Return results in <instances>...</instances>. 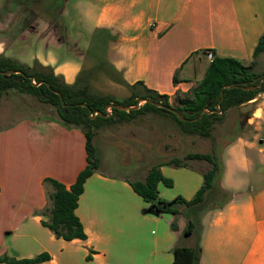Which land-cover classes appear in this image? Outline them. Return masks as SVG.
Masks as SVG:
<instances>
[{
	"label": "crops",
	"instance_id": "crops-1",
	"mask_svg": "<svg viewBox=\"0 0 264 264\" xmlns=\"http://www.w3.org/2000/svg\"><path fill=\"white\" fill-rule=\"evenodd\" d=\"M37 1L0 0V54L29 65L38 60L52 66L67 83L75 82L80 72L93 67L84 68L83 55L76 59L59 55L63 46L59 19L66 18L60 19L65 24L75 16L83 32L110 45L104 62L119 81L129 85L143 81L171 100L202 81L210 54L250 65L264 34V0H60L58 10L41 0L43 13L51 12L50 22L36 14L41 8L33 10ZM143 114L95 131L93 140L100 151L131 136H138L135 142L142 151L129 153L137 164L134 170L119 172L101 160L87 179L76 209L86 239L58 237L44 223L50 220L54 192L49 179L69 188L87 166L83 128L49 110L2 132L0 264L43 253L50 258L33 264H173L177 246L198 249L199 264H264V122H258L255 133L241 135L229 145L222 186L232 195L202 214L203 230L196 235L189 217L182 215L179 221V208L174 214L149 211L132 186L145 181L155 166L148 153L147 125L140 120ZM248 120L252 123L253 118ZM170 160L157 164L173 180V186L159 183V196L193 199L206 170L195 164L198 159L179 166ZM188 221V227L194 225L190 234Z\"/></svg>",
	"mask_w": 264,
	"mask_h": 264
},
{
	"label": "trees",
	"instance_id": "trees-1",
	"mask_svg": "<svg viewBox=\"0 0 264 264\" xmlns=\"http://www.w3.org/2000/svg\"><path fill=\"white\" fill-rule=\"evenodd\" d=\"M264 52V34L260 37L254 51V60L250 65L234 57H225L212 54L211 62L205 77L194 88L186 93L176 95L175 104H172L168 94H160L158 91L145 86L143 81L134 84H126L131 94L120 100L112 94H103L93 88L91 71L104 70L108 75L114 73L111 66L105 68L99 64L89 70L80 72L73 83H67L63 76L57 75L54 68L43 65L38 60L32 65L23 63L17 59L0 54V96L9 91L20 94L35 95L41 102L52 104L56 107L60 117L68 124H74L83 128L86 136L87 166L79 173L76 181L68 188L56 179H49L54 186L51 194L52 206L49 209L50 220L44 222L58 237L66 240L86 239L83 224L76 213L81 194L85 190L87 179L94 174L99 167L96 155L94 135L96 129L103 126L118 123L131 122L139 115L146 112L167 114L179 126L184 134L199 135L202 137L213 136V126L221 121L224 114L231 107H238L252 103L259 94L264 92V82L258 89H250L257 86L264 79V74L254 70L258 57ZM107 66V64H105ZM90 71L88 74L85 72ZM174 81H177L175 75ZM38 84V85H37ZM61 93V96L57 92ZM152 100L172 107L183 115L181 120L175 112L168 111L150 101L144 102L138 109L119 110L112 108L110 116L106 107L113 104L134 106L141 99ZM220 104V110L205 113L204 110L213 111ZM98 113V114H97ZM96 114L93 118L92 115ZM187 159L207 160L213 163V168L204 174V183L195 197L187 200L182 196L173 200H165L159 196L158 185L160 182L167 186H173V180L163 175L160 166H154L148 173L145 181L132 183L134 190L149 204L148 210L161 214L164 212L177 213V205L186 204L197 206L205 201L211 190H217L215 182L220 176V165L211 153H189ZM170 164L184 165L179 158L170 160ZM218 191V190H217ZM194 228L190 223L186 233L190 234ZM199 250L187 246H177L174 249L173 264H199ZM47 253L40 254L35 258L8 260L10 264L26 263L33 264L48 260Z\"/></svg>",
	"mask_w": 264,
	"mask_h": 264
},
{
	"label": "rangeland",
	"instance_id": "rangeland-1",
	"mask_svg": "<svg viewBox=\"0 0 264 264\" xmlns=\"http://www.w3.org/2000/svg\"><path fill=\"white\" fill-rule=\"evenodd\" d=\"M50 5V9L57 10L63 5L60 0H47ZM8 2V1H7ZM45 2V1H44ZM44 2L39 0L35 3L36 7L33 6V10L36 8L42 9L37 11L38 16L50 22L49 16L51 12L43 13ZM35 7V8H34ZM8 8V7H7ZM41 12V13H40ZM2 15V13H1ZM71 17V16H70ZM68 23L63 24L60 19H66L62 16L58 22V34L61 38L62 48L59 51V55L62 57H73L80 58L84 56V68L88 69L99 64H104V57L110 54V45L104 43L101 39L91 38V34L83 32L81 30L80 19L74 18ZM44 21V20H42ZM41 21V22H42ZM54 24V21H53ZM2 33V32H1ZM84 33V34H83ZM79 37H76V36ZM80 41H76V39ZM257 72L264 74V52L257 59V64L253 68ZM90 71L85 72L88 74ZM94 76L91 78L93 88L103 94H112L120 100H123L130 95V90L121 87V84L117 79L119 76L111 72L110 75L105 73L104 70L91 71ZM119 80V79H118ZM175 97L171 100L172 104H175ZM264 92L259 94L257 98L249 104H245L238 107H231L226 112H222L224 117L221 121H218L213 126V136L202 137L199 135H188L184 134L179 126L172 120L171 116L165 114L149 112L144 113L140 120L147 125L148 129V153L152 154L150 160L156 166L158 163L165 161L166 159L179 158L180 160L189 163L190 159H187L189 153H211L220 165V176L218 181L215 182V186L218 184L217 190H211L207 195V198L200 205L190 207L188 209H182L181 205L179 208L180 216L179 221H182L181 216L190 218L195 223V234L198 235L203 230L202 214L206 213L211 207L221 202L227 201L232 195L231 192L227 191L222 186V177L225 174V166L228 155L226 150L229 145L235 141L239 136L255 133V128L258 126V122H264ZM258 107L261 109L255 113ZM49 110L58 113L55 106L49 103L41 102L35 95L31 94H20L16 91H9L8 93L0 96V136L2 132H10V128L13 124L19 122L23 118L35 116L39 112L47 113ZM110 112L112 110L110 109ZM255 113V114H254ZM253 118L252 123L248 119ZM15 129L14 134L17 133ZM13 132V131H12ZM138 136H131L130 139L122 140L119 138L114 145L110 148L100 151L98 144L96 146V155L101 162L108 163L110 169H116L119 172L131 171L137 167L135 159L129 154L131 151H142L138 143L135 142ZM149 156V155H148ZM199 160V159H198ZM200 163H195L207 171L213 168V163L207 160H199ZM100 164V163H99ZM201 164V165H200ZM4 167V166H3ZM178 179V176H176ZM186 177H183L185 179ZM257 180L256 178H254ZM2 181V178H1ZM172 190V189H171ZM185 223V221H183ZM189 221L185 225L187 228ZM187 241V240H186Z\"/></svg>",
	"mask_w": 264,
	"mask_h": 264
},
{
	"label": "water",
	"instance_id": "water-1",
	"mask_svg": "<svg viewBox=\"0 0 264 264\" xmlns=\"http://www.w3.org/2000/svg\"><path fill=\"white\" fill-rule=\"evenodd\" d=\"M264 82V79L261 81V83L259 84V85H257V86H250L249 88L250 89H258V88H260L261 87V85H262V83ZM38 85V84H37ZM60 96H61V93L58 91L57 92ZM141 101H144V102H146V101H150L151 103H154V104H156L157 106H159V107H161V108H164V109H166V110H168V111H172V112H175L177 115H178V117L181 119V120H185V118L183 117V115L181 114V113H179L177 110H175L174 108H172V107H168V106H166V105H164L163 103H160V102H155V101H152V100H147V99H141L136 105H134V106H126V105H122V104H113V103H111V104H109L107 107H106V110L109 112L107 115H105V114H102V113H100L102 116H110L111 115V112H110V109H112V108H117V109H119V110H132V109H138L139 108V103L141 102ZM220 104H218L217 105V108L215 109V110H213V111H210V110H204L203 111V113H202V115L201 116H203V114H205V113H210V112H216V111H219L220 110ZM220 113H222V111H219ZM98 114V113H97ZM96 116V114H93L92 115V117L94 118Z\"/></svg>",
	"mask_w": 264,
	"mask_h": 264
},
{
	"label": "built area",
	"instance_id": "built-area-1",
	"mask_svg": "<svg viewBox=\"0 0 264 264\" xmlns=\"http://www.w3.org/2000/svg\"><path fill=\"white\" fill-rule=\"evenodd\" d=\"M211 59H212V55L210 54V56H209Z\"/></svg>",
	"mask_w": 264,
	"mask_h": 264
}]
</instances>
